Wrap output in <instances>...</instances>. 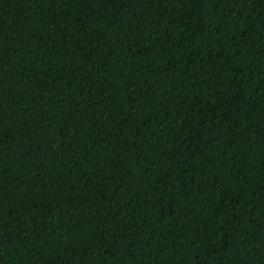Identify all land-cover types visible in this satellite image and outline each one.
<instances>
[{"label":"trees","instance_id":"trees-1","mask_svg":"<svg viewBox=\"0 0 264 264\" xmlns=\"http://www.w3.org/2000/svg\"><path fill=\"white\" fill-rule=\"evenodd\" d=\"M0 264H264V0H0Z\"/></svg>","mask_w":264,"mask_h":264}]
</instances>
